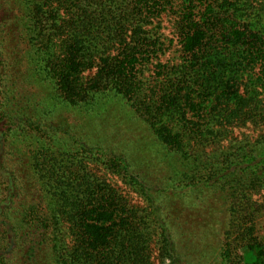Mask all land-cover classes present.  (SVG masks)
<instances>
[{
  "label": "trees",
  "instance_id": "trees-1",
  "mask_svg": "<svg viewBox=\"0 0 264 264\" xmlns=\"http://www.w3.org/2000/svg\"><path fill=\"white\" fill-rule=\"evenodd\" d=\"M261 193L264 0H0V264H264Z\"/></svg>",
  "mask_w": 264,
  "mask_h": 264
},
{
  "label": "rangeland",
  "instance_id": "rangeland-1",
  "mask_svg": "<svg viewBox=\"0 0 264 264\" xmlns=\"http://www.w3.org/2000/svg\"><path fill=\"white\" fill-rule=\"evenodd\" d=\"M166 29L164 30L165 31V34H166V36L168 37V38H171V33H169L170 31H171V26H169V25H167L166 24ZM167 27H168V29H167ZM170 28V29H169ZM175 42L176 41H174V44H175ZM176 49L175 48H173L172 50L170 49V52L171 51H175ZM170 57H174V54H172ZM163 60H165V59H163ZM240 131H242V132H247V130H245V129H241V130H239V131H236V134H238ZM249 133H251L253 136H256L258 133H260L258 130H256V131H254L253 133L251 132V131H249ZM235 134V135H236ZM109 177V181L112 183V184H114L116 187L118 186H120V184L118 183V181L115 179V177H112V176H108ZM120 189H121V191H122V193L126 196V198L128 199V201H129V203L132 205V206H135V207H137V208H139V209H142L143 207H144V204H143V202H142V200L139 198V197H137L133 192H131L129 189H127V188H125V187H122V186H120ZM259 199L260 201H264V193H261L259 196H257L256 197V199ZM260 224L261 225H264V221H260ZM260 233H262V230H261V232ZM205 238L210 242V238H209V236H206L205 235ZM213 245V244H212ZM151 248H152V261H153V264H157V260H156V255H157V252H156V249H155V247H154V245L152 244L151 245ZM213 248V247H212ZM216 250L217 249H214L213 248V250H212V253L215 255V253H216ZM212 259H213V256L208 260V262L206 263V264H216V263H214V262H212ZM247 260H250L249 258H247Z\"/></svg>",
  "mask_w": 264,
  "mask_h": 264
}]
</instances>
